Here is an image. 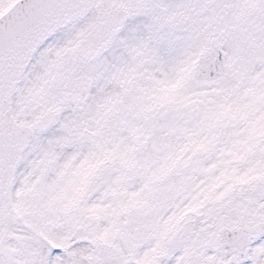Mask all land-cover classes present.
I'll return each instance as SVG.
<instances>
[{
	"label": "snow or ice",
	"instance_id": "obj_1",
	"mask_svg": "<svg viewBox=\"0 0 264 264\" xmlns=\"http://www.w3.org/2000/svg\"><path fill=\"white\" fill-rule=\"evenodd\" d=\"M0 264H264V0H0Z\"/></svg>",
	"mask_w": 264,
	"mask_h": 264
}]
</instances>
